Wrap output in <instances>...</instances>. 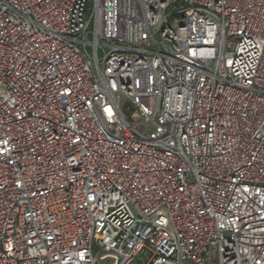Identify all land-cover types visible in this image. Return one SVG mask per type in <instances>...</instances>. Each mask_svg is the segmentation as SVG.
<instances>
[{
    "label": "built area",
    "instance_id": "2783aa9c",
    "mask_svg": "<svg viewBox=\"0 0 264 264\" xmlns=\"http://www.w3.org/2000/svg\"><path fill=\"white\" fill-rule=\"evenodd\" d=\"M0 264H264V0H0Z\"/></svg>",
    "mask_w": 264,
    "mask_h": 264
}]
</instances>
